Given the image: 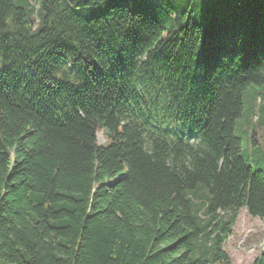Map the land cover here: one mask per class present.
<instances>
[{
	"label": "trees",
	"instance_id": "16d2710c",
	"mask_svg": "<svg viewBox=\"0 0 264 264\" xmlns=\"http://www.w3.org/2000/svg\"><path fill=\"white\" fill-rule=\"evenodd\" d=\"M38 14L0 0V264H229L240 209L264 219L235 132L264 86V0Z\"/></svg>",
	"mask_w": 264,
	"mask_h": 264
},
{
	"label": "rangeland",
	"instance_id": "374dc122",
	"mask_svg": "<svg viewBox=\"0 0 264 264\" xmlns=\"http://www.w3.org/2000/svg\"><path fill=\"white\" fill-rule=\"evenodd\" d=\"M42 0H15L24 8L29 19L40 25L38 9ZM256 92L264 98V86L245 91V108L242 118L236 123L235 132L242 139L243 157L253 170L264 171V111L261 103H255ZM255 103V104H254ZM254 118L259 119H252ZM98 142L105 143V132L99 130ZM203 213V212H202ZM264 244V219L251 216L245 208L240 209L236 222L224 242V249L230 257L229 264H253Z\"/></svg>",
	"mask_w": 264,
	"mask_h": 264
}]
</instances>
